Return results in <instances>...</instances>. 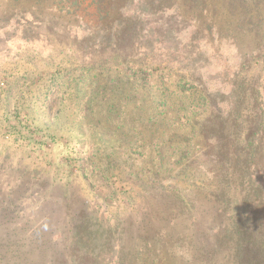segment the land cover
<instances>
[{"label": "rangeland", "instance_id": "rangeland-1", "mask_svg": "<svg viewBox=\"0 0 264 264\" xmlns=\"http://www.w3.org/2000/svg\"><path fill=\"white\" fill-rule=\"evenodd\" d=\"M26 21L90 32L108 142L0 171V264H264V0H0V60Z\"/></svg>", "mask_w": 264, "mask_h": 264}, {"label": "crops", "instance_id": "crops-1", "mask_svg": "<svg viewBox=\"0 0 264 264\" xmlns=\"http://www.w3.org/2000/svg\"><path fill=\"white\" fill-rule=\"evenodd\" d=\"M24 25L37 30L25 40L27 51L0 60V171L12 176L1 182L9 194L22 175L37 180L62 160L92 157L97 143L108 142L107 60L98 59L90 32L60 25L51 30L58 37L49 38L45 24ZM36 132L48 140L34 139ZM29 179L25 185L33 188Z\"/></svg>", "mask_w": 264, "mask_h": 264}, {"label": "built area", "instance_id": "built-area-1", "mask_svg": "<svg viewBox=\"0 0 264 264\" xmlns=\"http://www.w3.org/2000/svg\"><path fill=\"white\" fill-rule=\"evenodd\" d=\"M5 83L4 82H0V87H4Z\"/></svg>", "mask_w": 264, "mask_h": 264}]
</instances>
